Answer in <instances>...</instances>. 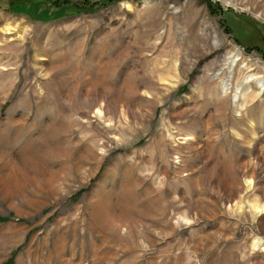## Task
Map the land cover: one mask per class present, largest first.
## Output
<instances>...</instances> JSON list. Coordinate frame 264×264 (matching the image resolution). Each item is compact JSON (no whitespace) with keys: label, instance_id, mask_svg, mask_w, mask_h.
Segmentation results:
<instances>
[{"label":"rangeland","instance_id":"1","mask_svg":"<svg viewBox=\"0 0 264 264\" xmlns=\"http://www.w3.org/2000/svg\"><path fill=\"white\" fill-rule=\"evenodd\" d=\"M0 264H264V0H0Z\"/></svg>","mask_w":264,"mask_h":264},{"label":"bare ground","instance_id":"2","mask_svg":"<svg viewBox=\"0 0 264 264\" xmlns=\"http://www.w3.org/2000/svg\"><path fill=\"white\" fill-rule=\"evenodd\" d=\"M215 46H219V40H215L213 43ZM239 59H237L236 55L232 54V51H228L227 53H225L223 55L222 58V62L219 66V68L217 69L216 73L221 74L224 77H227L229 79H231L233 77L234 74L237 75V78L240 79L241 76L245 75L247 72H249L250 70V65H246V66H241V65H237V68L234 69L233 66L234 64L238 61ZM215 73V74H216ZM227 73V74H226ZM226 74V75H225ZM214 76V75H213ZM220 76V75H219ZM215 78V77H213ZM252 83H256V77L253 76H247L244 78V80H242V84L243 85H249ZM230 85V84H229Z\"/></svg>","mask_w":264,"mask_h":264},{"label":"trees","instance_id":"3","mask_svg":"<svg viewBox=\"0 0 264 264\" xmlns=\"http://www.w3.org/2000/svg\"><path fill=\"white\" fill-rule=\"evenodd\" d=\"M108 1H111V0H108ZM18 4H20L19 2H16V1H14L13 3H12V6H14V5H18Z\"/></svg>","mask_w":264,"mask_h":264}]
</instances>
